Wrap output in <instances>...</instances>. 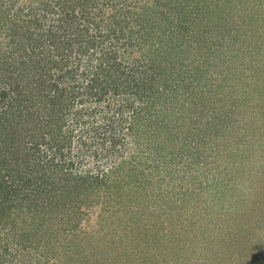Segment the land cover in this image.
Wrapping results in <instances>:
<instances>
[{"label":"rangeland","instance_id":"rangeland-1","mask_svg":"<svg viewBox=\"0 0 264 264\" xmlns=\"http://www.w3.org/2000/svg\"><path fill=\"white\" fill-rule=\"evenodd\" d=\"M148 1L152 7L155 5L154 0ZM239 1L241 4L236 12L237 21L244 23L246 20L249 31L234 42L231 47L233 52L230 48L221 49L219 58L215 57L216 53L206 56L205 46L203 48L195 44L196 37H187V42L183 43L184 37L178 29L174 47L167 53L152 55L154 50L147 44L153 35L162 34L161 28L142 36L138 32L141 29V23L136 19L138 14L136 17L125 14L129 7L123 9L118 0L88 1V10L96 17L95 20L104 21L101 33L108 38L104 39L107 42L103 47L114 45L111 51H116V55L111 61L129 68L131 71L126 70L127 73L134 72L140 77L149 73L151 78L157 77L155 82L149 83L148 88L149 91L153 87L159 90L156 94L158 99L154 101L151 98L149 101L150 92L147 90V96L142 98L147 107L144 116L147 114V118L151 120V127L155 126V117L159 118L157 110L162 101L166 107L178 101L181 103L193 90V94H196L202 88L195 86L191 75L194 69H203L204 65H196L192 62L194 58L209 62L217 60V65L210 69L215 79L212 90L222 93L225 91L224 87L230 83V90L233 91L227 101L235 95V98L240 99V104L234 113H227L229 109H221L220 106L225 104L214 100L218 99L214 95L213 100L217 102L214 106L206 98V107L187 113L185 121L175 125H180L177 128L170 126L167 117L164 118L163 123H167L168 128L163 126L158 132L174 128V131H180L183 138L196 141V130H199L200 135L202 133L210 141L199 147L192 145L176 149H155L156 143L152 145L144 137L143 140L140 139V147L143 149L147 144L153 148L152 153L156 151L158 154L149 165L145 163L147 152L142 154L140 166H146L143 173L128 179L120 188L109 186L110 193L117 192L114 195L111 193L113 196L104 190L105 186L96 191L92 190L91 193V188L88 187L93 184V180L88 175L115 162L131 159L134 154L138 155L142 151L128 138L132 132L129 124L135 117L132 114L133 109L125 108L120 115L112 106L122 95L114 91L115 86L112 83L97 105L100 109L94 121H102L107 127L98 130L95 135H85L82 127L81 132L77 129L71 134L72 138L67 134L71 145L65 147L64 151H71L65 153V159L58 154L59 157L55 156V151H49L50 135L48 132L44 133L45 145L39 149L40 162L51 165V161H54L57 165L62 164V172H71V178L66 179L71 191L77 193L83 190L82 195L76 199H72L71 194L66 195V191L61 192V202L70 205L68 210L71 213L51 206L44 189L41 190V195L32 197L31 190L34 191V185L27 183L29 180L35 181L41 170L31 177V169H22L26 178L17 177L15 185L25 186L30 198L23 197L24 194L18 192L17 198H10L14 206L11 207L13 214L6 217L5 212L0 210V264H20L22 258L26 264H264V0ZM197 2L201 0H171L160 10L167 17H171L169 12L174 11L180 20L190 22L193 15H188L189 9L186 7L190 3L199 5ZM2 8L0 4V9ZM155 8L159 10V6L155 5ZM244 9L246 13L243 12ZM75 10L79 14L80 8ZM114 10L119 11L121 16L115 17L117 12ZM13 12L12 9L11 13ZM155 14L154 12L153 15ZM160 21L162 29L168 30V20L159 19ZM193 23L192 28H198L196 32L200 35L199 29L203 30L204 27L201 19L196 18ZM89 28L90 34H96L94 29ZM109 29L114 34L109 35ZM100 46L94 51L98 63L101 62L102 65L103 50ZM45 51L46 54L50 49ZM244 64L250 67L239 72V66ZM70 66L74 68V65ZM82 68L83 66L78 67L75 76L78 80L84 79ZM158 69H168V77H161ZM127 73L123 77L119 74L116 76L121 78L122 87L128 91L123 95L133 96L135 99L136 92L141 94L140 88H136L140 84L136 82L135 85H130L132 82H128ZM61 74L60 68L51 67L46 73L41 72L43 84L39 83V77L38 82L34 80L27 83L37 89L44 87V94L46 92L51 98L56 87L65 89L67 96L69 93L73 94L71 90L79 92L78 87H72L69 82H54L53 79ZM247 76H251L248 79L256 82H247L244 79ZM222 80L224 82H218ZM241 93L246 95L244 103ZM97 94L95 96H99ZM65 99L63 93L61 100ZM71 101L75 102L74 96H71ZM135 102L138 106L139 102ZM79 107L76 104V108ZM192 113L198 116H192ZM192 117L200 118V124H194ZM108 118L114 123V132H109ZM42 130L43 127L41 132ZM118 137H123L125 144H117L119 152L108 154L105 146H109V142ZM158 138L159 141L164 139L162 135ZM81 141L87 147H83ZM167 144L172 146L171 143ZM162 145L163 143L160 144ZM83 150L87 154L81 153ZM160 155L166 158L162 161L157 158ZM69 161L72 163H68ZM56 170L54 168V171H48L44 168L42 172L51 177L49 180L57 179V183L60 180L56 174L60 170ZM76 182L81 186L77 187ZM47 188H52L51 184ZM60 196L61 194L58 198ZM107 197L112 200H107ZM0 200H3L1 207H4L9 195L5 194ZM43 237H51V240ZM35 239L40 240V247L37 249L33 247Z\"/></svg>","mask_w":264,"mask_h":264},{"label":"trees","instance_id":"trees-1","mask_svg":"<svg viewBox=\"0 0 264 264\" xmlns=\"http://www.w3.org/2000/svg\"><path fill=\"white\" fill-rule=\"evenodd\" d=\"M88 1L89 0H7V2L3 3L2 0H0V4H2L3 7L0 9V197L3 198L5 194L9 195V200L5 202L4 207H1L3 200H0V210L3 213L5 212L4 215L6 217L13 214L11 207L14 206L10 198H17L18 192L24 194L23 197L28 196L30 198V193L27 192L25 186L17 187L15 185L17 177L22 178L26 176V174L21 171L22 169H31V177L32 175H37L41 170L38 177H35V181L29 180L30 182L28 181L27 183L28 185L29 183L34 185V191L31 190L32 197L41 195V190L43 191L44 189L46 196L48 195L49 197L51 206L64 211L67 210L69 214L71 213V210H68L71 208L70 205L67 203L65 205V202H61L63 194L61 192L66 191V195L71 194L70 197L76 199L77 196L79 197V195H82L81 192L83 190L77 193H73V190L71 191L66 181V179L71 178V172L67 170L62 172V164L57 165V162L51 161L53 162L51 166L40 162L39 153L41 151L39 149L42 145H45L43 139L44 133L48 132L50 135L51 149H49V151L53 150L55 151V156L59 155L62 159H65V153H70L71 151V149L64 151L65 147H70L71 145V139L67 134H74L77 129L81 132L82 127L85 130L83 132L85 135H95L98 133V130L107 127L102 121L99 123L94 121L100 109L97 108V105L101 102L102 97L105 96L106 90L110 88L112 83H114L115 86L114 91H116L117 94L118 92L122 94L119 101L112 103L117 113L121 115L125 108L133 109L132 114L135 117H133L131 124H129L132 132L129 133L130 137L128 138L130 142L138 145V147H140V139L143 140L144 137L150 144L153 145V143H156L154 144L156 145L155 149H161V147L176 149L192 145L195 147L202 146L204 142L206 144L210 140L205 139L202 133L200 135L201 131L199 130H196V141L183 138L180 131L178 129L174 131V128L158 132V129L163 128V126H165L164 128H168V124L163 123L164 118L167 117L169 125L175 127V125L181 124L182 120L185 121L187 113L190 114L192 110L195 111L205 108L204 101H206V98L208 102H213V106L217 103L214 100L219 101L222 105L225 104V106H220V108L229 109L227 113H234L233 111L237 108L238 104H240V99L235 98V95L227 101L228 98L232 96L233 91L230 90V83L224 87L225 91L222 93H225V95L219 93V91L212 90V82H215V79L210 69L217 65V60L215 62H213V60L209 62L202 58H194L192 62L200 64L199 67L204 65L203 69H194L191 75L194 79L195 86H200L202 88H200V91H197L196 94H193V90L191 95L185 96L181 103L178 101L170 106L168 104L166 107L165 102L162 101L157 110L159 118L155 117V126L151 127V120L149 117L147 118V114L146 117L144 116V111L147 107L144 105L142 98L147 96V90L150 92L149 101L151 98H154V101L158 99L156 94L159 90L153 87L152 91H149L148 88L149 83L155 82L157 77L151 78L149 73L147 76L145 75L142 77L136 76L134 72H128V74L126 70L131 71L129 68H124L122 64L111 61L116 55V51H111V47L114 45L111 44L109 48L103 47V44L107 42L104 39L108 38V36H104L101 33V27H104V21L95 20L96 17L92 16V12L88 10ZM118 2L121 3L123 9L129 7L125 13L126 15L129 13L130 17H136L138 14L136 19L141 23V29L138 32L142 33V36L144 34L149 35L155 32V29L161 28L162 34L153 35L150 38V42L147 44L150 49L153 48L154 50L152 51V55L164 52L167 53L174 47V40H176V35L178 33L177 29L184 37L183 43L187 42V37H196L195 44L200 47L203 46V48L205 46L204 50L207 51V53L205 52V54H207L206 56L211 53H216L215 57L218 58L221 49H232L231 47H233L234 42L242 35H246L249 31L248 24L245 22L246 20L243 21L244 23H241L240 20L237 21L236 12H238L239 5L241 4L238 3L240 2L239 0H201V2H197L200 3L199 5L190 3V6L187 5L186 7L189 9L188 15H193L190 22L180 20V17L174 11L169 12L171 13V17H167V14L161 12L160 8L167 6L171 0H154L153 2L155 5L159 6V10L155 8V5L152 7V4L150 3V5L148 0H135L134 2L132 0H118ZM176 2L178 3L179 1ZM77 7L80 8L79 14L75 10ZM12 9L14 11L13 13H11ZM114 11L117 12L115 17L121 16L118 13L119 11ZM138 11L139 13H137ZM195 11L197 12L196 15ZM154 12L156 13L155 15H153ZM243 12L246 13V9H244ZM244 16L247 18L249 17L248 14H244ZM196 18H200L204 26L203 30L199 29L201 31L200 35L196 32L198 28H192V24H194L193 20ZM159 19L168 20L169 24L166 22L168 30L162 29V22H159ZM81 21H83L85 25L81 24ZM169 26L171 27L169 28ZM89 27L94 29L96 34H90ZM108 31L109 35L114 34L113 30L109 29ZM203 33L205 34L204 36ZM65 36L66 39H64ZM98 46L103 50V52H101L102 65H100L101 62L98 63V58H96L95 51ZM48 49H50V52L48 51L45 54V50ZM103 60H106V62H103ZM70 65H74L75 70L73 66ZM81 66H83L82 72L84 79L78 80L75 76L78 72V67ZM240 66L239 72H242L246 67H250V65L247 64ZM51 67L60 68L62 73L57 78L53 79L55 80L54 82H69L72 87H78L77 89L79 92H75L74 89L70 91L73 92V94L69 93L67 96L64 92L65 89H57L56 87L55 94H53L51 98L46 92L44 94V87H38L37 89L27 83L34 82V80L38 82L39 77V83L43 84L41 72L46 73ZM147 67H150V65ZM158 71L160 72V76L165 77V79L170 72L168 69H158ZM208 72H210V74H208ZM124 73L129 75L128 82H132L130 85H135L134 83L136 82L140 84V86H136V88H140L141 94L138 93L139 91L136 92L138 95L135 94V99H133V96L127 97L123 95L124 93H128V91L122 87L123 82L120 80V77H123ZM117 74L121 76L117 77ZM250 77L251 76H247V78L244 79L247 82H256L255 80L248 79ZM233 82H235V80ZM238 82L240 81L238 80ZM82 84H85L84 87ZM51 87L54 88L55 85ZM63 93L66 97L65 100H61ZM97 93L99 96H95ZM193 95L196 97L194 96V98ZM214 95H216L218 99L213 100ZM241 95L243 99L242 102H246V95L244 93H241ZM71 96H74L75 102L71 101ZM89 98L91 99L88 100ZM135 101L139 102L138 106V103ZM76 104L80 105L79 109L76 108ZM151 106L154 108L152 102ZM193 114L198 116L196 113H192V116ZM223 116L225 117V115ZM87 119L89 121H86ZM104 119L107 118L104 117ZM108 119L110 122L108 126L109 132H114V123H111L110 118ZM191 119L195 120L194 124H200L198 123L200 118L192 117ZM42 127L43 130L41 132ZM161 135L164 139L159 141L158 136ZM84 143V141H81L82 146L87 147ZM122 143L125 144L123 137H118L112 142L110 141L109 146H105L107 148V153L115 154L119 152L116 147L117 144ZM161 143H163L162 146H160ZM167 143H171L172 146H168L169 144ZM139 149H142V147ZM152 149L153 148H150L149 145L145 144L142 151H139L138 155L134 154L131 159L115 162L106 168H99L98 171L96 170L94 172L95 175H88L93 180V184H90L88 187L91 188V193L92 190L96 191L105 186L104 190L107 191L110 196H113V193L117 194V192L112 191L111 193L113 195H111L108 187L116 186V189L120 188L128 179L136 178L140 175V172L143 173L144 167L146 166L144 164H142V167L140 166L142 154L147 152L145 163L149 165L150 162L155 160L158 154L156 151L152 153ZM81 153L87 154V151L83 150ZM157 158L163 161V158H166V156L160 155V157L157 156ZM47 163L49 162L47 161ZM68 163L72 162L69 161ZM54 164H56V166H54ZM44 168L48 169V171H54V168L60 170L56 174L60 181L56 183L57 179L49 180L51 177L42 172ZM59 183L61 184L59 185ZM49 184H51L52 188H47ZM76 186L80 187L81 184L77 183ZM60 194L61 196L58 198ZM66 197L67 196H64V198ZM107 198L109 201L112 200L110 197ZM35 206L38 207L37 204ZM21 207L20 205L19 208ZM67 220L70 221V219ZM12 221L13 220H11V222ZM19 226L23 227V224ZM43 239L51 240V237H43ZM27 240L28 238L25 241ZM39 243L40 240L35 239L33 247L37 249V247H40ZM26 244L30 245V243ZM23 261L24 259L22 258L20 264L27 263Z\"/></svg>","mask_w":264,"mask_h":264}]
</instances>
